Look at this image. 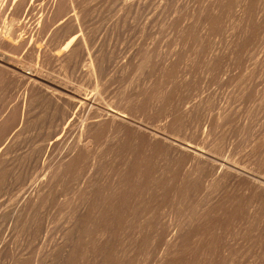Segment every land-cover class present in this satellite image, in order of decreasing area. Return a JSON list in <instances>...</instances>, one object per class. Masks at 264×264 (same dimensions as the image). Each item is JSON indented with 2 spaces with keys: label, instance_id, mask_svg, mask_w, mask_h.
<instances>
[{
  "label": "rangeland",
  "instance_id": "1",
  "mask_svg": "<svg viewBox=\"0 0 264 264\" xmlns=\"http://www.w3.org/2000/svg\"><path fill=\"white\" fill-rule=\"evenodd\" d=\"M54 1L0 0V264H264V0Z\"/></svg>",
  "mask_w": 264,
  "mask_h": 264
},
{
  "label": "bare ground",
  "instance_id": "2",
  "mask_svg": "<svg viewBox=\"0 0 264 264\" xmlns=\"http://www.w3.org/2000/svg\"><path fill=\"white\" fill-rule=\"evenodd\" d=\"M62 2H63V1H62ZM73 2H74V1H73ZM59 3H60V2H59ZM68 3H69V5L72 7V4H73V3H71V0H70ZM3 4H5V3H3ZM47 4H48V0H47ZM56 4H57V2H56ZM64 4H65V3H64ZM64 4H62L63 7H65ZM50 5H52V7H53V6L55 5V1H54V0H51ZM62 5H61V8H63ZM46 7H47V6H46ZM49 7H50V6H49ZM52 7H50V8H51V9L55 8V7H53V8H52ZM43 8H44V7H43ZM61 8H60V9H61ZM65 8H66V7H65ZM69 8H70V7H69ZM77 8H78V7H77ZM63 9H64V8H63ZM63 9H61V10L64 11ZM81 9H82V8H81ZM53 10H54V9H53ZM66 10H67V8H66ZM51 12H52V10H51ZM79 12H80V11H79ZM40 17H41V16H40ZM44 17H46V16H44ZM47 17H48V16H47ZM42 18H43V17H42ZM73 18H74V16H73ZM75 20H76V19H75ZM10 28H11V27H10ZM10 28H9V29H10ZM13 28H14V27H13ZM6 30H8V28H7ZM12 30H14V29H12ZM0 38L3 40L2 35H0ZM3 41H4V40H3ZM9 41H10V40H9ZM6 44H7V43H6ZM9 45H10V44H9ZM2 62H3V61H2ZM1 66H2V65H1ZM3 66H4V65H3ZM4 67H5V66H4ZM12 67H13V66H12ZM8 68H9V67H8ZM15 68H16V67H15ZM17 68H18V67H17ZM10 69H11V67H10ZM14 70H15V69H14ZM14 70H13V71H14ZM20 72H21V71H20ZM21 73H22V72H21ZM27 73H28V72H27ZM91 73H92V72H91ZM19 74H20V73H19ZM23 74H24V73H23ZM28 74H29V73H28ZM33 76H34V75H32V76H30V77L28 76L27 78L30 79V80H34V79L32 78ZM36 76H37V75H36ZM16 77H17V75H16ZM40 81H41V80H40ZM49 83H50V82H49ZM55 85H56V84H55ZM55 85H54V86H55ZM42 86H43V85H42ZM57 88H59V87H57ZM48 90H49V89H48ZM48 90H47V91H48ZM54 90H55V89H54ZM61 90H62V89H61ZM65 90H66V89H65ZM63 91H64V90H63ZM63 93H64V92H63ZM66 93H68V92L66 91ZM65 95H66V94H65ZM73 95H74V94H72V96H73ZM59 96H63V95H59ZM59 96H58V97H59ZM72 96H71V97H72ZM56 97H57V96H56ZM56 97H55V98H56ZM76 97H77V96H76ZM60 98H61V97H60ZM72 98H75V97H72ZM69 99H70V98H69ZM69 99L67 98L66 100H69ZM59 100H60V99H58L57 101L59 102ZM70 100H72V99H70ZM73 100H74V99H73ZM60 101H61V100H60ZM73 102H74V101H73ZM75 102H76V101H75ZM59 103H60V102H59ZM63 103H64V102H63ZM69 104H70V103H69ZM90 109H92V108H90ZM90 109H89V110H90ZM92 110H93V109H92ZM102 112H103V111H102ZM90 113H91V112H90ZM103 115L105 116V118H104L105 122H110V123H112V124H113V123H119V124H125V125L127 124V123H126V119H125L123 116H121V115H119V114H117V113H110V112L107 113V112H106V113H104ZM100 116H101V115H100ZM91 120H93V119H91ZM91 122H92V121H91ZM97 123H98V122H96V123L92 122L91 124H97ZM84 124H85L84 127H85L86 129H89V128H90L89 126H90L91 124H90V125H89V124H86V123H84ZM128 124H129V123H128ZM112 126H113V125H112ZM115 126H116V125H115ZM91 127H92V125H91ZM86 133H87V132H86ZM150 134H151V133H150ZM89 135H90V134H89ZM171 147H172V146H171ZM175 148H176V147H175ZM175 148H174V149H175ZM177 149H179V150L182 151V149H180V148H176L175 150L177 151ZM179 150L177 151L178 153H179ZM181 151H180V152H181ZM187 151H188V150H187ZM191 153H192V152H191ZM192 154H193V153H192ZM193 155H195V154H193ZM191 157H193V156H191ZM197 158H198V156H197ZM195 160H196V158H195ZM201 161H202V160H201ZM227 171H228V170H227ZM229 171H230V170H229ZM229 171H228V173H229ZM218 173H219V171H218ZM229 174H230V173H229ZM224 175H226V173H225ZM222 177H223V176H222ZM223 178H224V177H223ZM230 178H231V177H230ZM256 187H257V189L260 190V191H263V190H264V187H263L262 185H261V186H260V185H256Z\"/></svg>",
  "mask_w": 264,
  "mask_h": 264
}]
</instances>
